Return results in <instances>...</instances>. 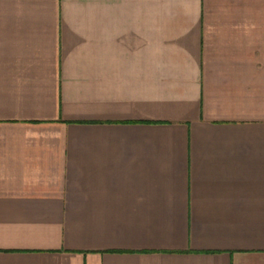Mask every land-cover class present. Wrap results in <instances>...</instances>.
<instances>
[{
	"label": "crops",
	"instance_id": "obj_1",
	"mask_svg": "<svg viewBox=\"0 0 264 264\" xmlns=\"http://www.w3.org/2000/svg\"><path fill=\"white\" fill-rule=\"evenodd\" d=\"M0 264H264V0H0Z\"/></svg>",
	"mask_w": 264,
	"mask_h": 264
}]
</instances>
